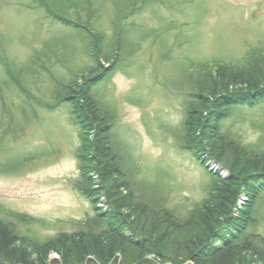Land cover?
Returning a JSON list of instances; mask_svg holds the SVG:
<instances>
[{
	"label": "rangeland",
	"instance_id": "374dc122",
	"mask_svg": "<svg viewBox=\"0 0 264 264\" xmlns=\"http://www.w3.org/2000/svg\"><path fill=\"white\" fill-rule=\"evenodd\" d=\"M91 29L105 40L109 63H101L113 65L90 95L112 122L128 191L179 219L207 196L211 180L183 148L184 108L196 91L188 75L213 62L264 58V0H0V207L4 217H31L17 227L39 240L95 215L77 191L81 131L71 105L58 102L71 79L93 70ZM220 126L264 150V100L231 107ZM87 178L97 187L96 211L106 213L96 171ZM255 216L264 236V191Z\"/></svg>",
	"mask_w": 264,
	"mask_h": 264
},
{
	"label": "trees",
	"instance_id": "16d2710c",
	"mask_svg": "<svg viewBox=\"0 0 264 264\" xmlns=\"http://www.w3.org/2000/svg\"><path fill=\"white\" fill-rule=\"evenodd\" d=\"M48 12L62 24L83 30V25ZM117 33L122 34L120 29ZM87 34L93 70L71 79L70 92L58 102L71 105L81 131L77 189L94 203L87 174L96 171L110 210L78 221L76 231L39 240L17 227L32 222L31 217L17 212L4 217L0 207V264H264V236L257 231L255 216L264 191V150L221 133L220 126L231 107L264 100V58L251 56L241 64L213 62L212 68L206 64L188 75L196 91L187 96L184 108L183 148L202 166L207 154L229 175H211L207 196L179 219L166 208L137 202L128 191L111 142L112 122L90 95L113 64L101 63H109L103 34L92 29ZM242 191L249 200L233 218ZM53 253L58 258H51Z\"/></svg>",
	"mask_w": 264,
	"mask_h": 264
}]
</instances>
